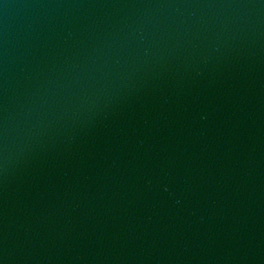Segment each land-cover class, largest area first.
Returning a JSON list of instances; mask_svg holds the SVG:
<instances>
[{
    "label": "water",
    "instance_id": "1",
    "mask_svg": "<svg viewBox=\"0 0 264 264\" xmlns=\"http://www.w3.org/2000/svg\"><path fill=\"white\" fill-rule=\"evenodd\" d=\"M0 264H264V0H0Z\"/></svg>",
    "mask_w": 264,
    "mask_h": 264
}]
</instances>
